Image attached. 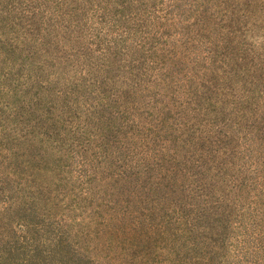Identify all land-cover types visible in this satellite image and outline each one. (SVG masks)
<instances>
[{
	"label": "rangeland",
	"instance_id": "rangeland-1",
	"mask_svg": "<svg viewBox=\"0 0 264 264\" xmlns=\"http://www.w3.org/2000/svg\"><path fill=\"white\" fill-rule=\"evenodd\" d=\"M5 17L0 264H264V0Z\"/></svg>",
	"mask_w": 264,
	"mask_h": 264
},
{
	"label": "trees",
	"instance_id": "trees-1",
	"mask_svg": "<svg viewBox=\"0 0 264 264\" xmlns=\"http://www.w3.org/2000/svg\"><path fill=\"white\" fill-rule=\"evenodd\" d=\"M1 11L2 12H4V11H6V13H12V15H13V13L15 12V5L13 6V5H9V10H6L5 9V7H2V9H1ZM59 17L58 18H56L55 20H53L54 18H48V19H46V20H49V21H58L59 19H63V20H65L66 18H67V16L68 15H66V13H64V12H62V13H60V14H57ZM69 17V16H68ZM7 18H9V17H5V18H3V19H0V23H1V25H0V27H3V25L5 26V27H7V28H10V30H12L13 32H15L17 29H16V26H18V24L17 23H15V24H10V23H8V22H6L5 20L7 19ZM50 19H52V20H50ZM45 24H46V22H45ZM46 25H48V24H46ZM68 24L66 23V26H64V28L66 29L65 30V33L68 35V32H71L72 31V29L73 28H76V23L73 25V24H71V25H69V26H67ZM28 35H30V40L32 39V38H34L35 36V33H34V29H31L30 28V25H29V28H28ZM46 32H47V34L48 33H50V30H45ZM74 33H75V31H74ZM27 36H25V37H23V39H27L28 38ZM15 40H13V41H8L7 42V44H5V47H7L6 49L8 50H10V52L12 51L11 49H14L13 48V45L15 44ZM35 42H37V40H35ZM13 52V51H12ZM31 89V88H30ZM61 98L63 97V99H64V105L65 106H63V110L65 111V110H69V108H71V107H73L74 105H73V99H75V97H76V94H75V92H71V93H67V91H59L58 93H57ZM100 94H104V92H100ZM69 106H71V107H69ZM72 109V108H71ZM72 113L73 114H75L76 113V110L75 109H72ZM2 127V129H5L4 128V125H2L1 126ZM46 135H49V136H47L49 139L48 140H50V139H52L53 138V135H54V133L53 132H50V133H46ZM35 137H38V136H36V135H34ZM88 179V178H87Z\"/></svg>",
	"mask_w": 264,
	"mask_h": 264
}]
</instances>
